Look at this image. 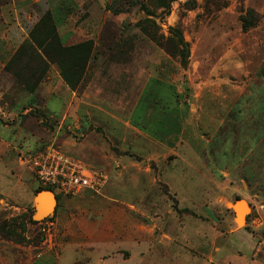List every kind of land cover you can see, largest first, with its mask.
<instances>
[{
  "label": "rangeland",
  "instance_id": "rangeland-1",
  "mask_svg": "<svg viewBox=\"0 0 264 264\" xmlns=\"http://www.w3.org/2000/svg\"><path fill=\"white\" fill-rule=\"evenodd\" d=\"M35 1L0 0V246L28 248V260L14 264H88L78 248L88 246L89 225L103 218L105 201L120 204L113 191L133 189L144 168L159 215L172 210L181 225L178 237L206 232L194 241L200 255L229 244L228 255L242 256L253 244L247 264H264V0ZM50 10L70 20H51ZM51 27L61 44L92 45L73 87L52 48L55 60L34 51ZM13 109L16 117L3 116ZM25 118L20 134L3 127ZM50 142L108 182L100 193L58 195L55 211L36 221L29 160ZM16 186L18 196H7ZM236 197L247 206L236 225L245 240L228 234Z\"/></svg>",
  "mask_w": 264,
  "mask_h": 264
},
{
  "label": "crops",
  "instance_id": "crops-1",
  "mask_svg": "<svg viewBox=\"0 0 264 264\" xmlns=\"http://www.w3.org/2000/svg\"><path fill=\"white\" fill-rule=\"evenodd\" d=\"M35 3H38L37 0ZM53 13L56 14V18L54 17L56 21L63 22L70 20L69 16H65V14L59 11H53ZM67 37L68 39L71 38L72 34H68ZM64 44H66V41H64ZM57 77H59V75H57ZM48 85L50 86V84ZM2 96L3 92L0 93V99H2ZM22 97H24L25 100L28 98L27 95H23ZM19 109L17 111L15 109L9 111L11 114L5 112L3 116L6 117V114H8V117H16V112H20ZM27 111L28 109L22 114L25 115ZM3 127L9 132L14 131L17 134H20L25 131L26 127L28 129V120L27 118L19 119V121H14L11 125H5ZM6 150L8 149L6 148ZM166 164L168 163L166 162ZM11 165H13V162ZM1 167H5V162H3V165L1 164ZM2 168H0V182L3 173ZM125 168L128 176L132 174L133 170H131L129 166L126 165ZM140 168L139 171L142 169ZM148 170L149 169L144 168L142 170L144 171V174L138 172L137 176L139 179H136V181L133 182V189L128 186L127 188H120V191L122 192L113 191V195L119 194V205L116 204L118 201L113 200L112 203L114 202L115 204L105 201L102 207L103 212H97L98 214H96V216L102 218V213L104 216L101 220H96L89 225V241L87 248L85 245L82 247L81 245H78V249H87L88 253H90L88 264H225L226 261H228L229 264H247L246 254L251 252L253 244H250L252 247L249 250L242 249L240 251L234 248L243 254L242 256L236 257L228 255L229 249L227 246L229 244L221 247L215 246L214 250L217 256L213 258L208 256L205 258L203 257V254L200 255L199 250L201 248L194 246V241H197L199 237L206 241V232L202 231L200 234L196 232L194 236L191 234L190 237H178L176 229L181 225L178 224V226H176V223L171 222L170 217L173 215V211H166L168 219L159 215L161 212L156 208L154 192L151 193L152 189H149L151 183L149 182L150 172H148ZM168 170H170V168H166V170L163 169V175L164 172ZM122 173L123 170L121 171V174ZM18 189V186H16V188L10 187L8 191L10 190L11 192L6 193V195H11L15 198L18 195L14 192L16 191L18 193ZM123 191H126L130 197H135L136 203H132L134 202V199L130 201V197L125 199L123 197ZM176 194V197H179V195L182 196L185 193L176 191ZM146 197H152L153 199L148 200ZM146 202L150 204H147ZM152 202H154V205ZM7 207L9 209L17 208L10 204L7 205ZM1 208L3 207H0V213L5 212L1 211ZM259 211H262V209L260 208L259 210H256V213L259 214ZM234 216V211H232L231 222L235 224V228L232 231L230 230L231 232L228 234L233 235L235 233H241L242 239L245 240L248 233L245 230L236 228ZM257 220L259 221L258 218L256 221ZM262 222L264 223V221ZM247 225L250 226L252 224L247 223ZM5 242L6 241L0 239V245L5 244ZM8 244L14 245L13 243ZM4 250L5 249L0 246V264H14L17 260H28V248L25 249V253H23L24 255L16 250H13L12 252H5ZM201 258L204 260L202 261Z\"/></svg>",
  "mask_w": 264,
  "mask_h": 264
},
{
  "label": "built area",
  "instance_id": "built-area-1",
  "mask_svg": "<svg viewBox=\"0 0 264 264\" xmlns=\"http://www.w3.org/2000/svg\"><path fill=\"white\" fill-rule=\"evenodd\" d=\"M29 164L37 184L48 187L54 195L75 196L85 190L100 193L108 182L107 174L63 153L52 142L33 156Z\"/></svg>",
  "mask_w": 264,
  "mask_h": 264
},
{
  "label": "trees",
  "instance_id": "trees-1",
  "mask_svg": "<svg viewBox=\"0 0 264 264\" xmlns=\"http://www.w3.org/2000/svg\"><path fill=\"white\" fill-rule=\"evenodd\" d=\"M47 13H49L50 15V17H48L49 19L51 18V20H55L53 16L54 15L53 11L50 10ZM178 38L182 42L181 36L178 35ZM30 42H32V40L29 37L28 45H30ZM34 47H35L34 51L37 48L40 50L42 49L46 57L53 59V60L56 59L55 62L60 68L61 78L65 83L70 85V87L71 86L73 87L76 83V82H73V80L71 79V76L73 77V74L75 76L77 75L79 71L84 70V68L86 67L89 61L91 50H92V45L90 41L81 42V43H77L73 45H65L64 43L61 44L60 38L54 27H51L50 30H47L45 34V39L43 41L38 42V45L36 46L34 45ZM51 48L53 49V52L55 54V59L49 56V49ZM61 59L63 60L60 61ZM233 118H234V121H239L238 118L234 116ZM40 190L49 191V188L39 186L37 191H40ZM235 199L238 200L239 198L236 197ZM56 200H58V195H56ZM209 264H214V263H209Z\"/></svg>",
  "mask_w": 264,
  "mask_h": 264
},
{
  "label": "water",
  "instance_id": "water-1",
  "mask_svg": "<svg viewBox=\"0 0 264 264\" xmlns=\"http://www.w3.org/2000/svg\"><path fill=\"white\" fill-rule=\"evenodd\" d=\"M45 195L50 196V198L48 199L49 201L47 200L48 203H47V207L46 208L42 206V201H44V199H46ZM240 201H242V200H236L234 202L233 206L236 203L240 202ZM34 203H35L36 212H35L33 218L36 221H40V220H44L48 215L52 214L55 211L57 200H56V196L51 191L41 190L35 195ZM49 210H51L50 213L48 215H44ZM232 210L234 211V215H235L234 219L236 220V215L237 214H236V211L234 210V207H232ZM236 225L238 226L237 223H236Z\"/></svg>",
  "mask_w": 264,
  "mask_h": 264
},
{
  "label": "bare ground",
  "instance_id": "bare-ground-1",
  "mask_svg": "<svg viewBox=\"0 0 264 264\" xmlns=\"http://www.w3.org/2000/svg\"><path fill=\"white\" fill-rule=\"evenodd\" d=\"M46 199L48 200L50 198V196L45 195ZM49 201V200H48ZM47 207V205L45 206V208ZM234 210L236 211V220L235 222L238 224V226L243 224V213H245L247 211V206L243 201H240L238 203H236L234 205Z\"/></svg>",
  "mask_w": 264,
  "mask_h": 264
},
{
  "label": "clouds",
  "instance_id": "clouds-1",
  "mask_svg": "<svg viewBox=\"0 0 264 264\" xmlns=\"http://www.w3.org/2000/svg\"><path fill=\"white\" fill-rule=\"evenodd\" d=\"M56 196V195H55Z\"/></svg>",
  "mask_w": 264,
  "mask_h": 264
}]
</instances>
